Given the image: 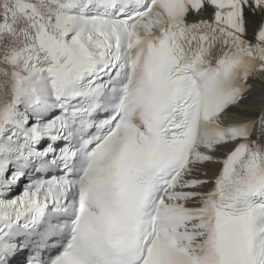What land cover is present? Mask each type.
Listing matches in <instances>:
<instances>
[{
    "label": "snow or ice",
    "instance_id": "obj_1",
    "mask_svg": "<svg viewBox=\"0 0 264 264\" xmlns=\"http://www.w3.org/2000/svg\"><path fill=\"white\" fill-rule=\"evenodd\" d=\"M0 264H264V0H0Z\"/></svg>",
    "mask_w": 264,
    "mask_h": 264
}]
</instances>
